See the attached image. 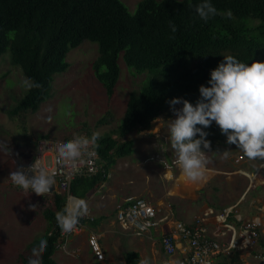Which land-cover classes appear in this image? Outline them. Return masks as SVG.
<instances>
[{
    "label": "trees",
    "instance_id": "trees-1",
    "mask_svg": "<svg viewBox=\"0 0 264 264\" xmlns=\"http://www.w3.org/2000/svg\"><path fill=\"white\" fill-rule=\"evenodd\" d=\"M199 3L141 0L132 13L122 0H0V58L9 52L12 64L25 78L40 85L27 89L17 106L8 110L11 117L39 111L52 97L55 76L70 67L68 54L85 41L98 45L92 71L110 102L117 95L121 58L133 75L146 76L140 90L129 95L116 130L99 137L95 146L105 174L77 178L71 185L72 196L86 200L105 183L117 160L133 155L134 141L129 136L150 129L172 98L182 97L195 104L201 95L200 86L207 85L223 55L249 64L264 61V0H212L225 14L207 22L196 12ZM172 23L178 28L176 32ZM206 130L212 147L227 140L215 122ZM27 155L34 159L33 153ZM53 199V205L43 213L47 222L43 235L48 239L43 264H58L54 255L62 230L56 213L63 210L68 195L56 193ZM99 222L93 220L91 224ZM38 237L20 252L17 264H25ZM141 261L136 251L124 255L125 264ZM230 262L240 264L238 257Z\"/></svg>",
    "mask_w": 264,
    "mask_h": 264
},
{
    "label": "rangeland",
    "instance_id": "rangeland-1",
    "mask_svg": "<svg viewBox=\"0 0 264 264\" xmlns=\"http://www.w3.org/2000/svg\"><path fill=\"white\" fill-rule=\"evenodd\" d=\"M122 1L130 12L134 13L141 0ZM97 57L98 45L88 41L71 50L67 56L70 67L65 73L55 76L52 97L41 105L38 112L14 117L8 114V110L17 106L24 97L27 88L23 82L26 78L21 69L12 64L9 52L0 58V143L8 149L0 151V264H14L16 256L25 246L45 232L47 222L43 213L54 203L52 194L34 191L26 193L13 183L10 174L15 171L16 160L29 153L35 154L43 141H63L73 139L77 135L91 137L97 131L101 137L113 132L124 117L129 95L138 92L146 78L145 75H133L121 58L119 63L122 72L117 85V95L110 102L92 71V65ZM176 107L182 108L183 105L177 104ZM175 118L176 114L169 104L165 113L152 123L150 129L137 130L129 136L134 141L133 155L117 160L108 171V180L101 184L104 187L98 188L100 191L96 190L91 200L94 205L99 198H102L104 203L111 202L107 212L116 224L111 225L105 221L92 225L89 222L85 233V245L82 247L78 262L84 263L90 258L97 263L89 248L87 236L92 232L103 234L101 245L104 249L105 243L111 239L112 231L121 229L116 219L119 206L126 205L130 199L144 198L156 207L170 208L175 220H181L182 212H186L187 216L192 218L203 206H208L211 201V187L217 182L215 177L210 179L206 192H199L200 202L198 200L197 203L186 202L180 197L178 200L183 202H175L179 191L176 178L180 170L182 171L176 163L178 157L168 139L171 120ZM102 120L105 121L103 124L100 123ZM221 142L215 143V147L210 150L205 149L211 161L209 165L219 169L223 167L221 163L224 156L216 151L232 149V144ZM231 152L228 156L232 155ZM168 174L172 177H168ZM182 179L187 181L186 176ZM255 193L263 194L262 188L254 187L250 196ZM30 201L36 202L35 207L29 205ZM185 204L192 205L194 211L192 208L186 210ZM98 220L96 217L95 221ZM158 233L156 247L160 258L158 264H161L164 259L160 240L162 232L158 230ZM120 238L116 242L119 254L115 261L122 260L123 253L134 251L130 248L132 247L130 242L127 243L123 237ZM77 246L80 247L81 244ZM243 262L262 264L254 256L245 258Z\"/></svg>",
    "mask_w": 264,
    "mask_h": 264
},
{
    "label": "clouds",
    "instance_id": "clouds-1",
    "mask_svg": "<svg viewBox=\"0 0 264 264\" xmlns=\"http://www.w3.org/2000/svg\"><path fill=\"white\" fill-rule=\"evenodd\" d=\"M199 17L207 22L218 11L212 0H200L196 5ZM226 15L230 17L231 11ZM172 31L178 30L172 23ZM218 67L211 71L207 85L200 86V98L194 104L182 97L172 98L169 104L176 118L171 120V147L178 157L176 163L182 168L187 182L202 184L210 179L208 165L211 162L205 149L212 148V141L207 137L213 123L219 126L227 137L228 144H236L252 160L264 159V61L255 60L251 64L239 60L233 55H223ZM24 87H40L29 79ZM183 105L177 108V104ZM100 132L91 137L77 135L74 139L57 143V160L61 164L71 162L75 165L85 154L92 155L90 146H98ZM8 149L0 143V151ZM226 158L231 150L216 151ZM13 183L24 192L49 193L55 183V170L50 169L40 159H36L27 169L19 167L12 171ZM35 201L29 205L35 207ZM144 202H140L143 208ZM89 214V205L83 198L69 196L63 210L56 213L57 223L64 233H72L80 223L81 217ZM48 247V239L41 234L37 242L31 245V254L25 264H43V256ZM141 264H150L148 259Z\"/></svg>",
    "mask_w": 264,
    "mask_h": 264
},
{
    "label": "built area",
    "instance_id": "built-area-1",
    "mask_svg": "<svg viewBox=\"0 0 264 264\" xmlns=\"http://www.w3.org/2000/svg\"><path fill=\"white\" fill-rule=\"evenodd\" d=\"M59 142L62 141L41 142L35 153V160L38 158L50 169L55 170V185L59 193L67 194L69 197L72 196L70 190L74 180L104 174L105 170L94 146L89 148L93 154H85L75 165L71 162L59 163L56 149ZM141 201L144 202L143 208L140 206ZM232 213L233 209H229L216 215L217 226H215L216 230L212 231L208 221V218L214 214L211 210L196 216L191 223H185L174 220L170 208L156 207L144 198H134L130 199L126 205L119 206L116 219L123 229L137 236H148L160 227L168 226L166 230L163 229L160 238L165 255L164 264H222L221 256L230 257L236 251L256 252L254 257L264 264V248L259 247L264 234L263 218L257 216L245 222L240 220L241 225L237 226L231 221ZM81 219L93 221L89 214ZM85 221L84 223L80 221L72 233L62 232L57 248L71 257H79L80 248L70 250L68 242L71 237L85 232ZM101 238L102 235L99 233H90L89 248L98 262L114 264L107 260ZM181 247L184 248L186 255L177 258V251Z\"/></svg>",
    "mask_w": 264,
    "mask_h": 264
},
{
    "label": "crops",
    "instance_id": "crops-1",
    "mask_svg": "<svg viewBox=\"0 0 264 264\" xmlns=\"http://www.w3.org/2000/svg\"><path fill=\"white\" fill-rule=\"evenodd\" d=\"M227 143V140L222 141L221 144ZM225 150H228L225 148ZM230 150V149H229ZM232 155L224 157L222 159L223 167L221 169L212 167L211 165H208L209 172L211 174V178L215 177L217 180L216 183L213 184L210 190V202L207 204L208 206H203L201 211L194 215L192 218L187 216L186 212H182L181 220L185 223H191L196 216H199L207 211H213V215L208 218L209 225L212 231H215L216 228V220L215 216L219 213H222L224 210L233 209L231 221L235 223L237 226L241 225V222L248 221L254 217L260 216L264 220V159L257 158L256 160L249 159L242 150L238 148L236 144H232ZM232 164V165H231ZM233 166V167H232ZM185 174L183 171L180 170L179 176L176 178L177 186H178V196L175 199V202L182 203L183 200H178V197L184 198L185 201H192L197 203V200L199 201V192L205 191L206 187L209 185L210 179L207 182H204L203 184H191L187 181H183V177ZM104 185H101L99 189L103 188ZM254 187H261L263 190V194L261 193H255L253 196H250V193L252 192V189ZM97 189V190H99ZM250 190V192H249ZM100 191V190H99ZM97 191V192H99ZM110 190L107 191L109 193ZM96 192V191H94ZM91 192L87 198L86 201L89 205V215L93 220L95 218H99L100 222L108 221L111 225L116 224L112 218H110L109 213L107 212L108 207L110 206V203H104L102 201V198H99L98 201H96L95 205L92 203V199L95 196V193ZM107 196H105L106 198ZM200 202V201H199ZM177 204V203H176ZM114 204L112 203V206ZM186 210H189L192 208L194 211L192 205L185 204ZM111 207V206H110ZM94 215V216H93ZM96 215V217H95ZM186 219V220H185ZM191 219V220H190ZM84 220V219H83ZM175 220V219H174ZM85 221V220H84ZM91 222L90 220L85 221V232L82 235L71 237L68 246L69 249L73 250L75 248H80L82 253V247L85 245V233L88 229V224ZM168 226L160 227L158 230L163 233V229L166 230ZM158 230L153 231L151 235L148 236H137L134 233L127 231L121 227L120 231H117L114 229L111 235V239L105 243L104 245V252L106 254V258L108 261L113 262L114 264H125L124 262V254L122 255V260L115 261L118 259L119 250L117 248V239L120 240V237H123L127 243L130 242L132 247L130 248L134 249V251L138 252L141 256V259H148L150 261V264H158L159 253L157 251L156 243L158 241ZM93 233V232H92ZM102 235L103 234L99 233ZM161 236V234H160ZM156 237V239H155ZM101 238V240H102ZM161 238V237H160ZM88 241V236H87ZM81 244L80 247L77 245ZM183 247L186 248L185 244H183ZM259 247L264 248V234H262L261 241L259 243ZM256 253V252H255ZM19 255V254H18ZM18 255L15 258V263L17 264V258ZM186 254L184 253V248H179L177 251V258H182ZM81 254L79 255V257ZM250 256H255V254L251 251H241V252H233V254L228 256H221V263L225 264H232L230 261L233 258L238 257L241 262L244 263V259ZM71 258V256L67 255L63 250L58 249L54 255V259L58 264H105L100 263L96 260L97 263L93 262L92 259H87L86 262L80 263L78 262V258ZM87 257V255H86ZM95 257V256H94ZM255 258V257H254ZM96 259V258H95ZM165 261V255L163 261H161V264H164ZM160 264V263H159ZM245 264V263H244Z\"/></svg>",
    "mask_w": 264,
    "mask_h": 264
},
{
    "label": "flooded vegetation",
    "instance_id": "flooded-vegetation-1",
    "mask_svg": "<svg viewBox=\"0 0 264 264\" xmlns=\"http://www.w3.org/2000/svg\"><path fill=\"white\" fill-rule=\"evenodd\" d=\"M31 161H33V159L31 157H26V156L22 157L21 159H17L14 170L16 171L19 167H21L22 164H26Z\"/></svg>",
    "mask_w": 264,
    "mask_h": 264
},
{
    "label": "water",
    "instance_id": "water-1",
    "mask_svg": "<svg viewBox=\"0 0 264 264\" xmlns=\"http://www.w3.org/2000/svg\"><path fill=\"white\" fill-rule=\"evenodd\" d=\"M32 164V162H29V163H26V164H22L21 165V167H24L25 169H27L30 165ZM56 193H59V191H58V189H57V187H56V185H55V183L53 184V188H52V192H49V193H47V194H56ZM80 221L82 222V223H84V220L83 219H81L80 218Z\"/></svg>",
    "mask_w": 264,
    "mask_h": 264
},
{
    "label": "bare ground",
    "instance_id": "bare-ground-1",
    "mask_svg": "<svg viewBox=\"0 0 264 264\" xmlns=\"http://www.w3.org/2000/svg\"><path fill=\"white\" fill-rule=\"evenodd\" d=\"M94 148H95V146H94ZM95 150H96V148H95ZM96 152H97V150H96ZM98 153V152H97ZM35 155V154H34ZM99 155V154H98ZM26 157H29L27 154L25 155ZM99 159H100V157H99ZM34 160H35V156H34V159H33V161H31L32 163H34ZM100 163H101V160H100ZM102 164V163H101ZM103 166V165H102ZM104 168V167H103ZM105 170V169H104ZM105 174V173H104ZM108 174V173H107ZM168 177H172V176H170V174H168L167 175Z\"/></svg>",
    "mask_w": 264,
    "mask_h": 264
}]
</instances>
